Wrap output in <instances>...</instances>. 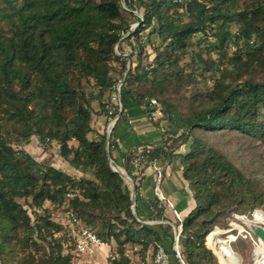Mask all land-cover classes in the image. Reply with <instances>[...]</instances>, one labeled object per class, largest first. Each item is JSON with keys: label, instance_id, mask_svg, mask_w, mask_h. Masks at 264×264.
<instances>
[{"label": "trees", "instance_id": "1", "mask_svg": "<svg viewBox=\"0 0 264 264\" xmlns=\"http://www.w3.org/2000/svg\"><path fill=\"white\" fill-rule=\"evenodd\" d=\"M180 7L171 0H0V264H75L79 226L67 216L54 220L47 203L115 243L109 264H138L157 245L181 264L173 253L179 220L157 196L142 212L141 181L131 176L135 151L115 158L113 132L94 127V117L109 122L107 104L122 78L121 119L129 101L141 107L154 98L170 124L186 130L161 159L179 160L195 204L178 240L185 264H220L206 238L231 214L264 205L261 181L213 142L238 136L264 146V0H185V14ZM147 31L150 45L152 37L160 41L151 60ZM207 42L213 52L205 58L197 48ZM188 56L199 64L187 72ZM207 73L214 84L205 94H182ZM34 137L44 149L56 145L73 173L25 150ZM187 144V153L176 154ZM109 159L132 177L134 210L133 189Z\"/></svg>", "mask_w": 264, "mask_h": 264}, {"label": "rangeland", "instance_id": "2", "mask_svg": "<svg viewBox=\"0 0 264 264\" xmlns=\"http://www.w3.org/2000/svg\"><path fill=\"white\" fill-rule=\"evenodd\" d=\"M136 25V24H135ZM150 31H147L144 33L143 43L145 44V49H147V54L150 56V60L153 58V49L151 48V45H158L160 41L156 40L155 37L151 38V45L148 43V33ZM212 41V40H211ZM123 48L125 51L124 54H122L120 51L119 53L122 54L123 57H127V68L130 65V62L132 61L129 58V54L131 52L130 46L127 45L125 42L123 45ZM212 47L207 42L201 47L197 48V51L201 52L205 58H208L209 54L213 51H210ZM235 48H230L227 52L228 55L232 54L234 52ZM145 58V57H144ZM215 58H213L214 60ZM133 60H136V55L134 56ZM146 62V59L144 60ZM198 61H194V63H191V56L186 57L182 61V66H185L187 68V72L189 71V67L191 66H198ZM214 84V80L212 78L211 73L204 74L203 76L198 75L196 77V80L193 84H189L184 89L185 92H182L184 96H186L188 99L195 96V94L198 93H206V87H212ZM182 95V96H183ZM109 94L106 98L108 99ZM159 102V101H158ZM160 103V102H159ZM163 108V105L160 104ZM94 127L96 129L105 130L107 133V125L108 121L105 117H94ZM153 124H158V127L162 130V134H164L163 141L161 142V145L163 142L170 138L172 141L171 146H175V142L177 143L178 140L183 138L186 135L185 129H180L178 125H171L170 122L167 120V118L162 116V119L158 120V122H153ZM104 126V127H103ZM214 144L225 151L227 155L235 162V164L244 170L247 174H253L259 181H261V184L264 188V146L260 145L259 143L253 144L250 141H246L238 136H231L230 138H227L224 141L214 140ZM171 147V148H172ZM189 144L184 145L176 150V154H185L187 153ZM146 147H142L139 149H144ZM154 148V147H153ZM139 149H134V153L136 154V151ZM25 150H27L33 157H35L39 162L42 164L50 165L52 164L56 168L60 170H65L69 173H73V169L70 167V165L58 155V148L56 145H53L49 149H44L38 142V139L34 137L31 142L26 145ZM125 157V156H124ZM167 165H170L173 174L176 176H182V169L180 167L179 160H177L176 157H172V159H169L167 161H160L158 164V168L162 172V181L164 179V169L167 167ZM152 170L154 175V184H153V190L156 195V184L158 179V174L154 167L148 162L145 165V168L135 177L141 181V183L146 179V170ZM124 170V169H123ZM125 172V171H124ZM183 178V177H182ZM181 179V177H180ZM166 181V180H165ZM165 181L160 183L161 190L165 194ZM127 183V182H126ZM127 185L131 187L128 183ZM176 187V185H174ZM134 187V182H133ZM133 187H131L133 189ZM141 187V186H140ZM135 190V189H133ZM140 192V191H139ZM46 207L49 208V210L52 212V218L59 222H64V219L66 217L64 208H57L52 206L50 203L46 204ZM170 209V208H168ZM257 211L264 215V205L261 207H257L251 212H247L244 214L235 213L231 214L229 218L227 219V227L223 228L221 226H216L214 228V231H217L215 234H213L211 240H208L206 238V243L208 248L214 252V254L217 256L218 261L220 264H223L219 258V247L226 246L232 251L234 257L236 260H238V264H255L256 261L264 258L263 252L261 253L259 249L256 250V247L253 244V241L249 239L247 236V232L250 231L249 225H258L255 222L253 213ZM170 214L173 217L172 210L170 209ZM256 220L261 221L258 216H261L260 214H256ZM264 217V216H263ZM213 243V247L212 244ZM261 244L264 246V241H261ZM261 253V254H260ZM76 260V259H75ZM109 260V259H108ZM76 262V261H75ZM76 264V263H75ZM87 264V263H86ZM234 264V263H233ZM264 264V262H263Z\"/></svg>", "mask_w": 264, "mask_h": 264}, {"label": "built area", "instance_id": "3", "mask_svg": "<svg viewBox=\"0 0 264 264\" xmlns=\"http://www.w3.org/2000/svg\"><path fill=\"white\" fill-rule=\"evenodd\" d=\"M171 1L174 4L181 6L179 8L180 13H184V14L186 13L187 9L185 7V0H171ZM136 26L137 24L133 25V28H135ZM123 83H124V78L119 79L117 81V83L115 84L110 94V99L107 104L108 114L110 116L109 118L110 120L107 125L108 137L112 134L117 123H119L122 120L121 115L123 112V104H122ZM141 107L144 111L145 118H147L150 122H158V120L162 119L163 108L156 99L154 98L146 99V101ZM171 143L172 141L170 140L166 142L165 144H163L162 152L157 157H152V152H151L152 147H146L144 149H139L138 151H136V154L131 161V165H132L131 176L138 175L145 168V165L148 162L156 170L158 174V179L156 180L157 181L156 196L160 199L162 206L164 205V207L167 206L168 208H170L172 210L174 218L179 220L180 222V224L174 225L173 249H176L178 251V255H177L179 257L178 259L181 260L183 264H185L178 250V240H179V235L182 232L181 223L183 219L180 217V214L175 209L173 203L164 195V193L161 190V186H160V183L162 182V172L158 168V164L160 163L161 159L164 157V154L169 153V147L171 146ZM74 196H75L74 193L68 194L69 198H73ZM66 216L73 226L74 225L79 226V229L75 231L76 232V245H75L74 250L72 251V254L75 259L82 257V256H87V257L95 256L97 252L100 251L101 247L108 248V253H107L108 258H111L113 260L116 259V256L113 253V250L117 248L115 243L103 241L100 237H98V235L94 231L81 226V224L79 223V221L77 220V218L74 216L72 212H69ZM167 222H163V223H167ZM158 223H161V222L150 221V220L142 221V224H158ZM256 224H258L264 229V225L262 224V222H256ZM246 237H249V239L253 241V244L256 247V250L259 249L261 253L264 251V246L263 244H261V239L258 236H256L251 229L249 232H247ZM137 250H138V247L135 246L133 249V252ZM262 255H264V252ZM125 256L131 257L130 252H126ZM138 264H171V255L165 251L162 245H157L155 251L151 253V255L147 258V260L145 261L139 260Z\"/></svg>", "mask_w": 264, "mask_h": 264}, {"label": "crops", "instance_id": "4", "mask_svg": "<svg viewBox=\"0 0 264 264\" xmlns=\"http://www.w3.org/2000/svg\"><path fill=\"white\" fill-rule=\"evenodd\" d=\"M104 127V126H103ZM99 130H101L99 128ZM157 124H153L145 118L142 107L129 101L122 120L117 123L113 130V140L115 142L114 157L123 161L124 156L129 151L142 147H159L163 141L164 134ZM165 196L173 203L175 209L183 218L194 208L192 192L182 176L173 174L170 165L164 169ZM146 179L141 183L140 197L142 212H146L150 202L155 198L153 190V171L146 170ZM181 177V179H180ZM162 181V182H163ZM176 185V187L174 186ZM164 206V205H163ZM166 213L171 215L170 209L166 208ZM108 248L101 247L95 256H82L76 258V264H109L107 257ZM139 259V258H138ZM172 264H175L174 262Z\"/></svg>", "mask_w": 264, "mask_h": 264}, {"label": "water", "instance_id": "5", "mask_svg": "<svg viewBox=\"0 0 264 264\" xmlns=\"http://www.w3.org/2000/svg\"><path fill=\"white\" fill-rule=\"evenodd\" d=\"M123 1V0H122ZM110 165L112 167V169L117 172L118 174L121 175V177L131 186L133 187V180L131 177H129L128 174H126V172H124V170L116 163L114 162L112 159H109ZM134 189V187H133ZM132 200H133V204H132V208L133 210L135 209V204H136V191L133 190V195H132ZM250 229L254 232V234L256 236H258L261 240H264V229L259 226V225H250ZM173 253L177 256L178 255V251L176 249H173ZM178 257V256H177ZM179 258V257H178ZM181 262V260H180ZM181 264H183V262H181Z\"/></svg>", "mask_w": 264, "mask_h": 264}, {"label": "bare ground", "instance_id": "6", "mask_svg": "<svg viewBox=\"0 0 264 264\" xmlns=\"http://www.w3.org/2000/svg\"><path fill=\"white\" fill-rule=\"evenodd\" d=\"M257 213L260 214L259 212H255L253 215L255 220H256L255 215ZM260 215L261 216H258V218H260L261 221L256 220L255 222H262V224L264 225V217H263L264 215L263 216H262V214H260ZM261 241H264V240H261ZM212 247H213V243H212ZM218 254H219V258L223 264H233V263L238 264V260H236L232 251H230V249L228 247H226V246L219 247ZM263 262H264V258L258 260L256 264H263Z\"/></svg>", "mask_w": 264, "mask_h": 264}]
</instances>
